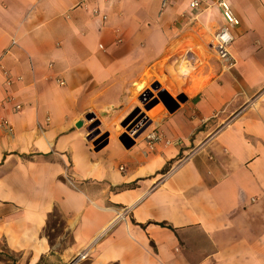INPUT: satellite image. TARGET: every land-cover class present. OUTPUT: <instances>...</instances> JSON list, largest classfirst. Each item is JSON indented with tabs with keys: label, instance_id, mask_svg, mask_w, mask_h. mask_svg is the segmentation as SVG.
<instances>
[{
	"label": "crops",
	"instance_id": "1",
	"mask_svg": "<svg viewBox=\"0 0 264 264\" xmlns=\"http://www.w3.org/2000/svg\"><path fill=\"white\" fill-rule=\"evenodd\" d=\"M218 1L0 0V264H264V0H225L229 73ZM151 85L178 104L160 141L96 151L80 120Z\"/></svg>",
	"mask_w": 264,
	"mask_h": 264
},
{
	"label": "rangeland",
	"instance_id": "2",
	"mask_svg": "<svg viewBox=\"0 0 264 264\" xmlns=\"http://www.w3.org/2000/svg\"><path fill=\"white\" fill-rule=\"evenodd\" d=\"M155 88V85H151L144 93H142L143 95L149 92L151 97L145 102H141V95L139 100H137V107L132 109L126 116H119L115 124H113L114 120H106L103 116L94 113L85 115L80 120V126L81 129H83L84 134L87 136V139H90L88 142L91 146L94 149L106 147L111 135L114 136V141H112L111 144L121 146L123 149L125 147L122 145V141H125L126 145H131L129 147V149H131L145 139L144 137L146 136V133L154 127L156 116L159 112L166 111L160 101L148 109V107L157 99V94L161 90ZM169 95L174 100L176 99L173 97L174 95L170 93ZM105 126L108 128L105 129ZM113 127H115V129ZM58 230L59 226H56L54 230H49L50 234L55 235L53 244L57 243V240L60 238L57 234Z\"/></svg>",
	"mask_w": 264,
	"mask_h": 264
},
{
	"label": "built area",
	"instance_id": "3",
	"mask_svg": "<svg viewBox=\"0 0 264 264\" xmlns=\"http://www.w3.org/2000/svg\"><path fill=\"white\" fill-rule=\"evenodd\" d=\"M196 4H197L196 2H193L191 4V7H195ZM216 5L221 11L223 25L216 32H214V34L212 35L209 41V45L214 53L215 60L220 67V71L222 73H229L235 67V60L231 55V47L235 39V34H234L235 30L239 26L240 22L237 19V17L233 14L227 1L219 0ZM6 84L7 85L11 84V81L8 78V76H7ZM10 102H13V100H11ZM14 111L16 113L20 112L21 106L15 105ZM0 127L3 128L8 133L13 132L12 125L6 119H1ZM144 140L146 146L152 150L154 145L160 141V137L153 129L146 134ZM173 171L174 169H171L169 173H172ZM86 257L87 254H83L74 261H72L71 264H78L80 261H84Z\"/></svg>",
	"mask_w": 264,
	"mask_h": 264
},
{
	"label": "water",
	"instance_id": "4",
	"mask_svg": "<svg viewBox=\"0 0 264 264\" xmlns=\"http://www.w3.org/2000/svg\"><path fill=\"white\" fill-rule=\"evenodd\" d=\"M155 89H158V86H156ZM150 97L151 94L147 92L146 94H143L141 96L140 101L145 102ZM159 101L163 104V106L165 107L168 113H173L178 108L177 102L174 99H172V97H170V95L166 91L161 90L157 94V99L148 107V109L156 105ZM88 140L90 139H87V141ZM122 145L125 147V149H129V147L131 146V145H126L125 141H122ZM101 148L102 147H99L98 149H96V151H99Z\"/></svg>",
	"mask_w": 264,
	"mask_h": 264
},
{
	"label": "trees",
	"instance_id": "5",
	"mask_svg": "<svg viewBox=\"0 0 264 264\" xmlns=\"http://www.w3.org/2000/svg\"><path fill=\"white\" fill-rule=\"evenodd\" d=\"M56 226H59V230L57 231V234L60 236L63 234V226L64 223L62 222V220L60 219V217L58 216L57 213H52L51 215H49L48 219H47V223L45 226V229L43 230V235L47 238L49 244L51 246H53V239L55 238V235L50 234L49 230H54L56 228ZM2 255L0 254V259L3 258L1 257ZM6 258V260H9L12 262V264L14 263V259H11L9 257H4Z\"/></svg>",
	"mask_w": 264,
	"mask_h": 264
},
{
	"label": "clouds",
	"instance_id": "6",
	"mask_svg": "<svg viewBox=\"0 0 264 264\" xmlns=\"http://www.w3.org/2000/svg\"><path fill=\"white\" fill-rule=\"evenodd\" d=\"M193 69H189V68H183L182 67V69H181V75H183V76H188V75H190V73H191V71H192Z\"/></svg>",
	"mask_w": 264,
	"mask_h": 264
}]
</instances>
